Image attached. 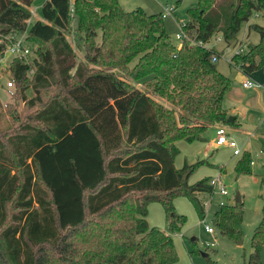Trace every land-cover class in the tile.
Segmentation results:
<instances>
[{
	"label": "trees",
	"instance_id": "1",
	"mask_svg": "<svg viewBox=\"0 0 264 264\" xmlns=\"http://www.w3.org/2000/svg\"><path fill=\"white\" fill-rule=\"evenodd\" d=\"M34 1L0 0V56L24 33L36 46L30 63L13 60L9 70L16 89L31 82L27 105L37 108L31 121L0 130V264L177 263L171 235L186 218L174 200L187 199L203 221L200 196L215 187L211 178L188 184L203 160L177 169L176 143L234 127L223 108L232 81L210 44L237 41L264 0H194L182 28L191 39L178 46L161 15L125 11L119 0H46L30 24ZM72 21L84 62L66 39ZM250 30L260 42L236 60L252 73L264 67V27ZM44 90H52L46 101ZM252 163L245 153L236 173L249 174ZM150 203L163 208L169 233L148 224ZM244 214L242 202L221 206L212 225L241 244ZM262 214L243 264H264V206Z\"/></svg>",
	"mask_w": 264,
	"mask_h": 264
},
{
	"label": "rangeland",
	"instance_id": "2",
	"mask_svg": "<svg viewBox=\"0 0 264 264\" xmlns=\"http://www.w3.org/2000/svg\"><path fill=\"white\" fill-rule=\"evenodd\" d=\"M45 1L35 0L33 2L30 24L36 18L34 13L40 15V6ZM119 4L125 11L141 8L148 15H161L165 14L167 10H171L172 13L163 19V26L166 34L178 46L181 42L175 40V36L179 35L182 32V27L186 25V11L194 5V0H119ZM256 24L264 26L263 12L255 14L248 23L242 26L237 41L231 45L227 46L223 40L219 41L218 37L213 38L210 44L213 49L223 54L218 62V70L232 81L223 106L226 110L239 111L249 117L243 122V128L248 134L236 133L233 126L221 125L225 126L230 133L227 146L219 148L214 146L213 139H215L216 133L212 129L206 135L207 141L199 143V146L203 147L198 151H194L195 148L191 144L184 141L180 142L181 156L175 160V166L179 167L177 169L182 168L185 163L191 165L198 160H206L190 174L188 184H195L204 178H211L213 182L217 177H220L229 195L222 196L216 187L213 196L206 194L200 196L206 201L204 202L207 212V217L204 219L206 222L199 220L193 206L187 199L182 197L175 199L177 201L176 207L174 205L176 212L186 218V223L181 232L171 235L178 255V264H209L208 260L218 264H243L249 260L253 252L252 238L262 220L264 206V67L250 73L240 68L236 58L246 54L249 45L260 42V35L256 31L250 30V27ZM71 26V34L66 35V39L75 52L77 60L84 62L83 43L75 31V21H72ZM31 47L33 50L36 49L33 44ZM9 61V56H7L6 62ZM90 68L95 67L90 66ZM1 76L0 130H15L21 124L31 121L37 110V108L30 109L27 105L29 100L34 98L33 87L28 80L23 82L20 88L17 87L16 89L14 83L13 89L6 90L2 84H4V78H8V74L1 72ZM247 80H252L256 86L252 89H244L243 84ZM137 87L142 90L145 89L142 84H138ZM51 91H42L44 101L50 96ZM159 101L168 106L163 100ZM235 150H240L241 155L235 156ZM247 152L251 154L253 162L250 173L238 175L236 166ZM238 194L241 196L245 211L244 236L241 244H236L226 238L212 225L213 216L220 210L221 205L235 203ZM153 206H156L161 212L160 219L164 223L163 208L161 209V205L156 203ZM154 218L157 216L153 211L149 222ZM152 223L150 224L153 225ZM204 224L213 227L215 233L209 234L204 229ZM160 227L158 228H163V226ZM165 232L169 233L168 224H166ZM193 239L194 241H191ZM261 258L264 263V247L261 250Z\"/></svg>",
	"mask_w": 264,
	"mask_h": 264
},
{
	"label": "built area",
	"instance_id": "3",
	"mask_svg": "<svg viewBox=\"0 0 264 264\" xmlns=\"http://www.w3.org/2000/svg\"><path fill=\"white\" fill-rule=\"evenodd\" d=\"M171 13V10H167L165 14H161L162 18L164 19L166 15H169ZM30 23V20L28 21ZM183 28V27H182ZM11 43L7 46L3 54L0 56V78L1 72H7L8 78H4V84L3 88L6 90H11L14 88V81L11 79V71L9 70L10 64L13 60H19L23 64H28L30 61L33 59V49L31 47V44L26 41V34H21L20 36H15L11 38ZM186 39H191L187 33L186 30L182 29V32L179 35L175 36V40L183 42ZM218 40L221 41L222 38L218 37ZM198 45H202L201 42H198ZM9 56L10 61L7 63L6 58ZM216 60V58H215ZM30 75L32 74V71L29 72ZM255 86L254 82L252 80H247L244 84L243 87L245 89H252ZM229 138H230V133L227 130L225 126H220L217 128L216 131V145L218 147H223L227 146L229 144ZM241 154L240 150H235L234 155L239 156ZM213 185L217 187L218 192L222 196H228V190L226 186L222 183L221 178L217 177L215 180H213ZM206 205V203H204ZM221 206H224L222 204ZM201 222H206V220H203ZM204 229L210 234L214 233V228L211 227L208 224H204Z\"/></svg>",
	"mask_w": 264,
	"mask_h": 264
},
{
	"label": "crops",
	"instance_id": "4",
	"mask_svg": "<svg viewBox=\"0 0 264 264\" xmlns=\"http://www.w3.org/2000/svg\"><path fill=\"white\" fill-rule=\"evenodd\" d=\"M42 6V5H41ZM41 6H40V8H41ZM32 8V7H31ZM31 8H30V11H31ZM171 13H172V11H171ZM36 18H35V20L34 21H36V20H41L40 19V15H37L36 13H34L33 14ZM31 21V20H30ZM34 21H32V22H34ZM264 27V26H263ZM259 42V41H258ZM256 86V85H255ZM254 86V87H255ZM245 89V88H244ZM223 105H224V102H223ZM223 108H224V106H223ZM243 108H246L245 106H243ZM225 109V108H224ZM226 110V109H225ZM227 112H228V114L230 115V117H234L235 118V125H234V128H235V131H236V133H241V134H248L245 130H244V128H243V122L245 121V120H247L249 117H247L244 113H241V112H239V111H235V110H226ZM235 111V112H234ZM218 126L220 127L221 125H215V126H213V127H211V129L216 133V131H217V128H218ZM180 142H182V141H179V142H177L176 143V147L178 148V150L180 151V154L176 157V158H178L179 156H181V149L179 148L180 147ZM199 143H202V142H194V143H191V145L193 146V148H195L194 149V151H198L199 149H201V147H203V146H199L200 144ZM204 143V142H203ZM213 144H214V146L216 147V148H219L217 145H216V137H215V139H213ZM190 145V146H191ZM197 154V153H196ZM176 158H175V160H176ZM199 161V160H198ZM202 161V160H201ZM203 161H206V160H203ZM192 165V164H191ZM176 168H179V167H177L176 166ZM222 169H224V168H222ZM176 202L177 201H175L174 200V205H175V207H176ZM155 203H150L149 205H148V207H147V217H146V220H147V222H148V224L150 225V226H152V227H160V226H163V228L162 229H160V230H162L163 232H165V227H166V221H165V216H164V223H162V220L160 219L161 218V212H159V210H158V208L156 207V206H153ZM156 204H158V203H156ZM161 209H162V207H161ZM153 211H154V213H156V216H157V218H154V220H151L150 222H149V218H150V216H151V213H153ZM162 211H163V209H162ZM163 214H164V211H163ZM153 222V223H152ZM150 223H152L153 225H151ZM166 233V232H165ZM214 233H215V231H214ZM213 233V234H214ZM210 234V233H209ZM185 261V260H184ZM173 264H178V263H173ZM184 264V263H183Z\"/></svg>",
	"mask_w": 264,
	"mask_h": 264
},
{
	"label": "water",
	"instance_id": "5",
	"mask_svg": "<svg viewBox=\"0 0 264 264\" xmlns=\"http://www.w3.org/2000/svg\"><path fill=\"white\" fill-rule=\"evenodd\" d=\"M229 120H230V123H231V124H234V122H235V118H234V117H230ZM241 202H242V200H241V196L238 194V195L236 196L235 203H241ZM191 241H194V239L191 240Z\"/></svg>",
	"mask_w": 264,
	"mask_h": 264
}]
</instances>
